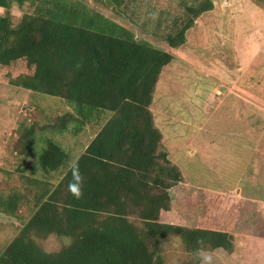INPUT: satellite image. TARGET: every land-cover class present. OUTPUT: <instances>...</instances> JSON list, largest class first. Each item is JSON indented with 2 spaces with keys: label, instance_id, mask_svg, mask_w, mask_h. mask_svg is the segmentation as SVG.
<instances>
[{
  "label": "trees",
  "instance_id": "16d2710c",
  "mask_svg": "<svg viewBox=\"0 0 264 264\" xmlns=\"http://www.w3.org/2000/svg\"><path fill=\"white\" fill-rule=\"evenodd\" d=\"M24 1L0 0V81L60 98L75 112L39 131L27 127L21 136L18 154L35 162L22 190L0 194V214L22 222L0 264H168L164 246L175 240L187 255L179 264H205V256L209 264H264V238L245 241L184 226L169 194L182 175L159 150L162 137L150 110L172 50L185 43L211 3L180 4L164 25L166 49H159L75 0H32V13L14 25L11 4ZM96 1L118 7L124 0ZM100 115L84 147L71 151L53 138L76 137ZM60 169L56 183L46 178ZM77 169L83 177L79 199L68 189L78 182ZM39 172L42 178L35 177ZM50 236L68 243L46 251L35 240Z\"/></svg>",
  "mask_w": 264,
  "mask_h": 264
},
{
  "label": "rangeland",
  "instance_id": "374dc122",
  "mask_svg": "<svg viewBox=\"0 0 264 264\" xmlns=\"http://www.w3.org/2000/svg\"><path fill=\"white\" fill-rule=\"evenodd\" d=\"M129 28L136 40L166 49L165 22L190 0H124L118 7L96 0H75ZM211 8L172 50L154 88L150 110L162 141L159 147L182 175L170 191L171 207L184 226L229 232L248 240L264 238V0H199ZM32 0L11 4L15 25L32 13ZM0 10V14H1ZM64 100L0 81V194L22 190L34 158L18 154L25 128L54 125L57 117L74 114ZM102 116L84 133L53 138L71 151L84 147ZM81 152V150H80ZM22 169V172H21ZM60 169L46 178L56 183ZM35 177L42 178L41 173ZM19 214L28 216L26 207ZM133 220V218H131ZM139 225V222H136ZM22 222L0 214V253ZM46 251L68 240L35 238ZM168 264L187 260L180 243L164 246Z\"/></svg>",
  "mask_w": 264,
  "mask_h": 264
},
{
  "label": "clouds",
  "instance_id": "9594fccd",
  "mask_svg": "<svg viewBox=\"0 0 264 264\" xmlns=\"http://www.w3.org/2000/svg\"><path fill=\"white\" fill-rule=\"evenodd\" d=\"M77 180L78 182L75 183H70L68 185V189L70 191V193L77 199H79V197L82 195V182H83V177L79 174V171L77 169ZM211 260L210 256H205L204 257V261L205 264H209Z\"/></svg>",
  "mask_w": 264,
  "mask_h": 264
}]
</instances>
